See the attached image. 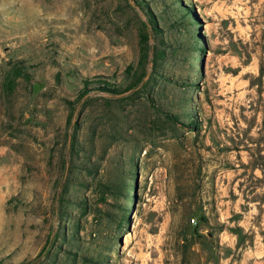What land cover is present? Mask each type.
I'll return each mask as SVG.
<instances>
[{
    "label": "rangeland",
    "instance_id": "rangeland-1",
    "mask_svg": "<svg viewBox=\"0 0 264 264\" xmlns=\"http://www.w3.org/2000/svg\"><path fill=\"white\" fill-rule=\"evenodd\" d=\"M132 1L0 0V264H264V0ZM135 1L177 50L150 91L194 129L162 122L140 95L107 109L93 90L125 87L137 67ZM13 64L25 78L7 95ZM70 103L83 131L104 111L130 115L137 168L109 208L117 221L128 208L126 229L73 207L82 228L63 243L52 207Z\"/></svg>",
    "mask_w": 264,
    "mask_h": 264
},
{
    "label": "trees",
    "instance_id": "trees-1",
    "mask_svg": "<svg viewBox=\"0 0 264 264\" xmlns=\"http://www.w3.org/2000/svg\"><path fill=\"white\" fill-rule=\"evenodd\" d=\"M135 3L141 7L146 16V21L141 22L138 30L139 60L137 67L133 70L127 68L126 74L130 76V81L125 87L105 82L93 90L105 94L102 99L107 109L113 103L133 100L140 95L141 97L138 98L142 100L140 103L152 109L156 118L162 122L171 126L180 124L194 129L193 119L185 124L186 116L162 105L150 91L153 88L157 68L168 59L170 50L172 54L177 50L176 46L165 42L159 36L162 30L152 12L141 3L137 1ZM186 12L190 15L187 10ZM190 17L195 20L193 14ZM194 45L192 47H195ZM149 63H152L150 67ZM148 68L150 74L144 80ZM130 71L133 73L131 74ZM20 78H25L23 69L17 64L11 65L3 75L1 83L3 92L7 95L12 94ZM88 85V82L84 83V88L78 96L79 99L84 98L91 91ZM77 102L79 103L80 100ZM89 102V97L83 101L80 114ZM76 103H70L69 107L67 124L72 134L66 136L65 147L58 158L59 173L52 207V218L57 224L55 240L60 239L63 243L75 239L82 228L80 219L83 217L86 221L91 217V220L99 224L104 220L108 223L113 222L118 224L121 230L126 229L129 217L128 208H123L118 221L109 208L121 207L119 200L122 196L128 197L131 181L135 179L137 168L134 155L127 147V144L135 139L134 134L128 128V123L131 121L130 115L119 111H104L107 113L104 117L95 119L94 124L83 131V122L74 119ZM73 207L79 210L81 218L72 213L70 209ZM50 237L47 238L46 247L51 242ZM83 259L87 263L94 262L91 259ZM94 263L100 264L98 261Z\"/></svg>",
    "mask_w": 264,
    "mask_h": 264
},
{
    "label": "water",
    "instance_id": "water-1",
    "mask_svg": "<svg viewBox=\"0 0 264 264\" xmlns=\"http://www.w3.org/2000/svg\"><path fill=\"white\" fill-rule=\"evenodd\" d=\"M129 3H130V4H133V1H132V0H129ZM151 65H152V63H149V67H150ZM148 75H149V74L147 73V75H146V77H145L144 80H146V79L148 78Z\"/></svg>",
    "mask_w": 264,
    "mask_h": 264
}]
</instances>
